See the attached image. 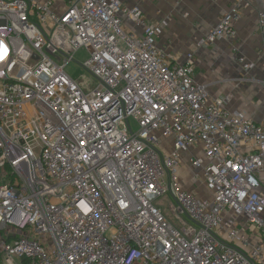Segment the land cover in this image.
<instances>
[{
	"label": "built area",
	"instance_id": "built-area-1",
	"mask_svg": "<svg viewBox=\"0 0 264 264\" xmlns=\"http://www.w3.org/2000/svg\"><path fill=\"white\" fill-rule=\"evenodd\" d=\"M249 1L206 41L235 39ZM164 30L126 0H0V264H264V122L211 97ZM79 49L95 87L65 70ZM184 152L212 195L179 184Z\"/></svg>",
	"mask_w": 264,
	"mask_h": 264
},
{
	"label": "crops",
	"instance_id": "crops-1",
	"mask_svg": "<svg viewBox=\"0 0 264 264\" xmlns=\"http://www.w3.org/2000/svg\"><path fill=\"white\" fill-rule=\"evenodd\" d=\"M235 1L126 0L128 5H142L152 22L165 23V30L158 39L161 47L181 62L187 52L194 53L195 78L207 85L211 97H226L230 109L264 122V35L257 21L259 12L264 11V0H250L243 5L235 22V39L206 41L209 31ZM125 26L139 30L128 19ZM239 56L255 62V67L245 74ZM189 155V152L183 153V166L193 176L194 172L187 164ZM186 188L194 192L191 186Z\"/></svg>",
	"mask_w": 264,
	"mask_h": 264
},
{
	"label": "rangeland",
	"instance_id": "rangeland-1",
	"mask_svg": "<svg viewBox=\"0 0 264 264\" xmlns=\"http://www.w3.org/2000/svg\"><path fill=\"white\" fill-rule=\"evenodd\" d=\"M151 1V0H150ZM89 52L87 49H79L74 54V60L70 61L66 66V72L73 78L80 79L86 88L95 87L97 80L86 70L84 62L89 58ZM191 176V178H190ZM264 177V173L262 174ZM179 184L183 187L191 186L197 197H204L212 195V191L205 188V182L203 178H199L196 181L193 180V176L185 171V167L181 164L178 171ZM168 181V178H167ZM205 185H204V184ZM189 184V185H188ZM207 187V186H206ZM157 205L162 208L166 217L171 220L179 229L184 233L191 232L193 230L192 220L186 213H180L177 209V202L171 191L168 190L163 196L158 198ZM253 227V225L251 226Z\"/></svg>",
	"mask_w": 264,
	"mask_h": 264
}]
</instances>
